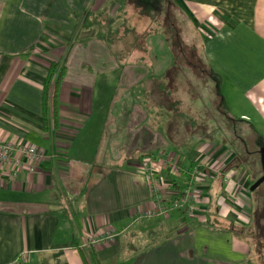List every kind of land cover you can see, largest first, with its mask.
<instances>
[{
    "label": "crops",
    "instance_id": "1",
    "mask_svg": "<svg viewBox=\"0 0 264 264\" xmlns=\"http://www.w3.org/2000/svg\"><path fill=\"white\" fill-rule=\"evenodd\" d=\"M170 2L179 15L173 29L180 40L190 43L183 29L191 27L195 36L201 29L203 67L225 88V104L238 115L232 119L264 133V0ZM103 9L110 23L80 29L85 13ZM117 9L115 0H0V141L28 145L44 155L33 173L20 169L11 177L9 166L0 167V264H84L81 243L107 230L117 237L93 249L100 264H264V188L249 192L261 176L260 161L240 164L239 146L212 142L225 129L212 116L189 122L194 142L184 154H174L160 120L137 107H148L144 101L154 90L160 91L162 104L168 91L159 79L174 84V38L147 34L136 49L128 43L135 55L124 64L122 82L107 105L108 113L114 103L128 101L124 121L107 114L101 119V93L109 89L97 76L110 70L105 68L109 54L102 51L120 54L111 50L121 38L109 30ZM185 47L200 61L189 44ZM57 62L63 75L54 129L50 103L42 106L41 87L49 65ZM89 140L95 145L90 164L82 156ZM142 155L170 156L188 171H202L200 197L189 219L179 211L168 218L138 217L151 206L138 171ZM160 176L171 191L187 177ZM208 198L216 212L205 225ZM146 221L156 223L149 228Z\"/></svg>",
    "mask_w": 264,
    "mask_h": 264
},
{
    "label": "rangeland",
    "instance_id": "2",
    "mask_svg": "<svg viewBox=\"0 0 264 264\" xmlns=\"http://www.w3.org/2000/svg\"><path fill=\"white\" fill-rule=\"evenodd\" d=\"M115 2L119 12L116 14L115 26H112L109 30L112 35L114 34L116 38L120 37L121 40L112 44L113 49L111 51L114 52L115 49L120 54H117L116 57L115 54L109 53V48L106 50L108 53L101 52L102 55L109 54L110 57L105 62L107 64L105 68L110 69L109 72L97 76L99 84H103L109 89V92L104 91L101 93L100 100L101 103L103 102V107H105L103 114H101V119L107 114L112 119L115 117L124 121L123 114L128 109V101L121 100V102L114 103L108 113L107 105L112 94H114L115 86L122 82L120 81V72L124 68V64L132 63L135 53L129 48L136 49V47H139L141 39L147 34L155 35L161 33L169 40L174 38L171 41L174 42L176 47L174 52L175 60H173L170 71L174 73V84L171 81L165 82V79H159L160 82H164L165 89L168 91L162 104H158L157 100V95H159L160 91L154 90L151 99L144 101V104H148V107L143 106V103H138L137 107L146 117L150 116V119H153V117L158 118L160 120L159 126L167 129L168 132L165 131L166 140H164L167 145L173 146L174 149L171 152L184 154L187 150V145L194 142V140L189 139L191 128L189 122L193 120L197 122L201 118L202 121L204 117V120L213 117L221 119L225 129L222 128L224 129L222 136L213 135L212 142L215 141L217 143L222 140L230 148H238L239 146L238 150L242 151V155L238 156L236 162L240 164H248L249 160L251 162L254 159L259 160V150L264 145V133L259 135L253 129H248L247 126H244L241 121L238 122L232 119V117H238V115L236 111L228 106L227 102L225 104L223 99L225 88H222L220 81L215 79L211 72L203 67L206 61L204 58L205 54L204 51L202 53L198 38L200 37L199 30L201 31V29H195L199 36L194 35V29L191 27V29H183L184 38L187 39L191 36V39H189L190 43H188L181 38V42L180 37L176 33L177 31L173 29V22L179 15L174 11L170 0H115ZM106 15H108V11ZM104 25L107 24L104 23ZM101 32L103 34V31ZM128 43H131V46ZM186 44H189L190 51L193 50L192 53L199 54L200 61L195 60L187 52ZM183 53L186 55H182ZM159 81L150 82V84L156 85ZM191 137L194 139L195 136L191 134ZM77 145L78 142L75 147ZM94 146L92 140H89V144L86 145L87 151L82 152V156L88 164L93 160ZM262 188H264V182L254 189L255 191L249 192L253 193L256 190L258 192ZM173 222L167 221L166 225H170ZM155 223V221H146L143 224L151 228ZM162 233L161 230L159 238H161Z\"/></svg>",
    "mask_w": 264,
    "mask_h": 264
},
{
    "label": "built area",
    "instance_id": "3",
    "mask_svg": "<svg viewBox=\"0 0 264 264\" xmlns=\"http://www.w3.org/2000/svg\"><path fill=\"white\" fill-rule=\"evenodd\" d=\"M43 160L42 152L34 147L0 141V167L9 166L11 177H14L20 169L33 173ZM138 171L144 178L151 203L149 208L138 213L139 218H168L172 211L192 216L193 205L200 197L197 182L203 175L200 169L192 167L188 171L172 157L159 155L140 159ZM164 172H168L173 177L183 174L187 176L186 183L180 189L171 191L164 185L160 176ZM116 237L117 234L114 231L107 230L99 236L84 239L80 248L87 253L90 249L113 243Z\"/></svg>",
    "mask_w": 264,
    "mask_h": 264
},
{
    "label": "trees",
    "instance_id": "4",
    "mask_svg": "<svg viewBox=\"0 0 264 264\" xmlns=\"http://www.w3.org/2000/svg\"><path fill=\"white\" fill-rule=\"evenodd\" d=\"M110 23V20L106 16V9H103L100 12L97 13H90L87 12L84 15V18L82 22L80 23V29L81 30H90L93 28V26H101L103 27V24ZM63 75V66L57 63H51L47 69L46 77L44 80V83L41 87L42 90V106L46 107L48 103L51 105V126L55 129L58 124L57 119V108H56V102H55V95L57 92V89L60 85V81ZM50 101V102H48ZM45 109V108H44ZM45 123L47 121L44 119ZM153 155H142L139 157L140 159L152 157ZM186 182V180H185ZM178 188V187H177ZM256 189V188H255ZM255 191V190H254ZM253 191V192H254ZM213 202L211 201V198H208L207 204H206V212H205V225H210L211 223V217L215 215V208L213 207ZM184 217L190 218L189 216L183 214ZM237 231V230H236ZM235 231V232H236ZM170 237V236H169ZM84 264H100L99 261L96 259L94 250L90 249L87 251L86 256H81Z\"/></svg>",
    "mask_w": 264,
    "mask_h": 264
},
{
    "label": "water",
    "instance_id": "5",
    "mask_svg": "<svg viewBox=\"0 0 264 264\" xmlns=\"http://www.w3.org/2000/svg\"><path fill=\"white\" fill-rule=\"evenodd\" d=\"M259 161L262 173L261 176L250 185L249 191L254 190L259 184L264 181V147L260 148L259 150Z\"/></svg>",
    "mask_w": 264,
    "mask_h": 264
}]
</instances>
